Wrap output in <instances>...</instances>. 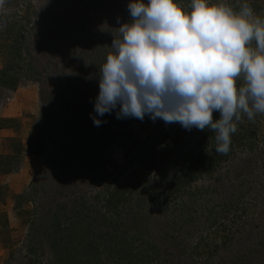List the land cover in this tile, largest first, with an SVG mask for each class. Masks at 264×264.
Masks as SVG:
<instances>
[{"label": "rangeland", "instance_id": "rangeland-1", "mask_svg": "<svg viewBox=\"0 0 264 264\" xmlns=\"http://www.w3.org/2000/svg\"><path fill=\"white\" fill-rule=\"evenodd\" d=\"M246 2L264 18V0ZM127 4L0 7V155L15 156L0 174V264H264V114L236 122L227 154L207 129L147 116L93 125Z\"/></svg>", "mask_w": 264, "mask_h": 264}, {"label": "clouds", "instance_id": "clouds-1", "mask_svg": "<svg viewBox=\"0 0 264 264\" xmlns=\"http://www.w3.org/2000/svg\"><path fill=\"white\" fill-rule=\"evenodd\" d=\"M127 10L99 69L93 125L113 111L117 119L147 116L207 129L215 152L227 154L236 122L264 114V18L246 0L238 10L223 0H190L187 8L128 0Z\"/></svg>", "mask_w": 264, "mask_h": 264}, {"label": "trees", "instance_id": "trees-1", "mask_svg": "<svg viewBox=\"0 0 264 264\" xmlns=\"http://www.w3.org/2000/svg\"><path fill=\"white\" fill-rule=\"evenodd\" d=\"M218 118V116H214L213 119ZM214 140V139H213ZM22 146V145H20ZM27 153H34L33 149H28L27 147L24 149ZM15 156L14 155H0V174L9 172L12 170V162ZM2 189V185H0V190Z\"/></svg>", "mask_w": 264, "mask_h": 264}, {"label": "built area", "instance_id": "built-area-1", "mask_svg": "<svg viewBox=\"0 0 264 264\" xmlns=\"http://www.w3.org/2000/svg\"><path fill=\"white\" fill-rule=\"evenodd\" d=\"M0 142H1V139H0ZM1 144V143H0Z\"/></svg>", "mask_w": 264, "mask_h": 264}, {"label": "crops", "instance_id": "crops-1", "mask_svg": "<svg viewBox=\"0 0 264 264\" xmlns=\"http://www.w3.org/2000/svg\"><path fill=\"white\" fill-rule=\"evenodd\" d=\"M14 116V115H13ZM2 131V130H1Z\"/></svg>", "mask_w": 264, "mask_h": 264}]
</instances>
